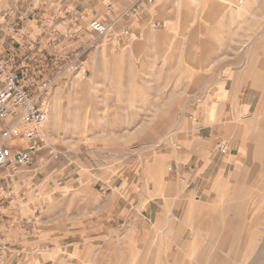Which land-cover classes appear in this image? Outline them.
Masks as SVG:
<instances>
[{
	"label": "crops",
	"instance_id": "crops-1",
	"mask_svg": "<svg viewBox=\"0 0 264 264\" xmlns=\"http://www.w3.org/2000/svg\"><path fill=\"white\" fill-rule=\"evenodd\" d=\"M237 2L244 5L243 0H0V55L28 84L51 81L55 87L80 74L95 84L129 89L149 75L147 62L162 67L168 57L175 75L191 69L187 97L194 106L193 121L153 158L159 175L152 183L149 150L142 153L145 167L81 174L54 162L46 132L48 143L31 164L17 171L0 168V264H59L86 249H110L121 232L142 228L144 235L150 224L170 241L181 231L183 196L195 195L198 205L201 196L216 193L215 178L225 179L238 163L253 161L245 151L254 152L261 138L254 133L264 129L257 121L264 42L251 43L248 35L264 26V11L230 8ZM95 20L108 26L106 34L91 29ZM61 123L56 101L47 128ZM220 143L229 146L224 156L216 150ZM149 188L157 198L146 203ZM161 237L159 242H168Z\"/></svg>",
	"mask_w": 264,
	"mask_h": 264
},
{
	"label": "rangeland",
	"instance_id": "rangeland-1",
	"mask_svg": "<svg viewBox=\"0 0 264 264\" xmlns=\"http://www.w3.org/2000/svg\"><path fill=\"white\" fill-rule=\"evenodd\" d=\"M243 1V6L239 2L229 6L264 11V0ZM248 39L264 42V26ZM166 58L162 67L156 61L152 66L147 62L149 75L129 89L117 83L95 84L82 80L80 74L74 82L53 87L47 107L51 113L54 103H59L62 123L48 129L47 122L44 130L54 162L81 174H113L118 168L145 167L142 153L149 150L147 182L157 181L153 158L172 146L178 133L193 121L194 106L187 97L191 69L183 68L175 75L173 60ZM258 106L262 114L257 121L263 128L264 98ZM254 134L261 135L259 146L254 152L245 151L246 156L254 155L253 161L238 163L225 179L215 178L216 193L201 196L200 204L195 195L183 196L181 231L170 241L161 237L162 228L150 224L144 235L142 228L138 233L121 232L109 241L110 249H86L59 264H264V129ZM152 190L146 203L157 198ZM160 237L168 242H159Z\"/></svg>",
	"mask_w": 264,
	"mask_h": 264
},
{
	"label": "built area",
	"instance_id": "built-area-1",
	"mask_svg": "<svg viewBox=\"0 0 264 264\" xmlns=\"http://www.w3.org/2000/svg\"><path fill=\"white\" fill-rule=\"evenodd\" d=\"M90 26L100 35L109 30L98 20L92 21ZM8 65L9 61L0 55V168L17 171L31 164L34 156L48 143L44 127L50 116L47 99L53 83L45 81L30 85L11 72ZM70 69L78 70L73 64ZM218 151L227 154L228 144L220 143Z\"/></svg>",
	"mask_w": 264,
	"mask_h": 264
},
{
	"label": "bare ground",
	"instance_id": "bare-ground-1",
	"mask_svg": "<svg viewBox=\"0 0 264 264\" xmlns=\"http://www.w3.org/2000/svg\"><path fill=\"white\" fill-rule=\"evenodd\" d=\"M47 122H48V121H47ZM47 122H46V123H47ZM45 126H46V125H45Z\"/></svg>",
	"mask_w": 264,
	"mask_h": 264
}]
</instances>
